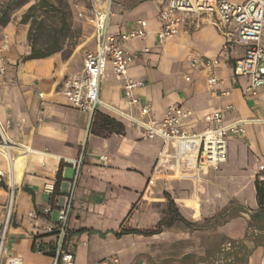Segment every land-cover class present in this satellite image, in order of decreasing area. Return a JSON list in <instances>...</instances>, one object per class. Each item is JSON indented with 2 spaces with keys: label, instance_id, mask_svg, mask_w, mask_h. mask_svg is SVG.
Instances as JSON below:
<instances>
[{
  "label": "crops",
  "instance_id": "1",
  "mask_svg": "<svg viewBox=\"0 0 264 264\" xmlns=\"http://www.w3.org/2000/svg\"><path fill=\"white\" fill-rule=\"evenodd\" d=\"M102 1H110V31L125 29L138 18L146 21L149 30L145 39L128 43L138 53L128 73L144 81L134 91L139 102L126 100L110 62L100 83L104 102L141 119H159L171 104L183 105L192 110L184 121L188 131L204 128V114L224 111L225 122L244 120L245 132L229 136L225 161L198 171L196 141L142 138L139 126L103 106L97 110L111 122L99 115L93 123L60 91L61 81L78 72L85 53L94 49L90 18L84 15L91 31L67 57L56 51L24 58L30 53L28 28L7 21L0 25V45L7 42L0 52V123L9 121L5 133L11 142V162L0 146L4 172L0 230L11 164L14 203L6 241L9 251L22 264L52 263V256L35 245L47 246L54 240L48 228L72 186L67 225L74 264H264V207L258 205L255 190L257 168L264 163V85L256 95H249L245 93L249 78L233 79V62L243 55L244 47L223 50V30L211 16L196 14H187L178 32L159 43L157 12L162 0ZM89 5L90 0H82L81 10ZM191 56L219 57L216 73L221 83L216 91L208 87L205 70L190 64ZM146 102L151 109L143 116L140 108ZM229 105L233 108L227 109ZM161 153L167 155L163 166L156 163ZM102 155L106 159H100ZM78 159L74 178L73 161ZM57 180L58 193H54ZM165 193L191 225L175 221L149 235H116L121 226L155 228L165 216L160 210ZM48 207L50 211L45 210Z\"/></svg>",
  "mask_w": 264,
  "mask_h": 264
},
{
  "label": "built area",
  "instance_id": "2",
  "mask_svg": "<svg viewBox=\"0 0 264 264\" xmlns=\"http://www.w3.org/2000/svg\"><path fill=\"white\" fill-rule=\"evenodd\" d=\"M110 2V1H109ZM102 0H90V5L80 11L90 18L93 24L94 49L88 50L83 58L82 68L60 83V91L68 103L79 110L87 112L90 117L101 106L112 114L126 119L131 125L141 128V137L145 139L161 138L164 141H196L198 150L195 154L196 169L205 170L215 167L226 160L227 143L230 135L243 134L245 121L238 119L225 122L224 111H212L204 114V128L200 131H188L184 121L192 115V110L183 105L171 104L159 119H141L130 112L104 102L100 97V83L106 74L110 62L115 78L122 82L124 97L130 104L139 102L140 98L134 94L137 87L144 84L141 79L129 75L130 64L137 58L138 53L128 48V43L134 39H145L149 33L146 21L138 18L132 24L121 30L110 31L111 10L110 3ZM187 14L207 15L212 17V23L223 30L225 41L222 49L228 51L233 45L244 47L242 56L235 59L232 65L233 79L240 76L249 78L245 93L256 95L264 85V0H244L233 2L230 0H162L157 12L159 28L156 37L159 43L173 37ZM7 47V42L0 45V52ZM0 54V60H2ZM219 57L199 58L191 56L190 64L205 70L207 85L211 90H217L221 78L216 73ZM189 79V77H186ZM41 94V93H40ZM233 108L232 105L227 109ZM151 105L146 102L141 105L143 116L150 112ZM7 120L0 123V146L10 161L8 140L5 127ZM106 159V156H100ZM167 155L161 153L157 158V165L163 166ZM11 162V161H10ZM81 160L73 161L75 166L74 178L77 177ZM10 184L8 185V204L3 216L0 230V264H22L19 256L9 251L7 247V233L11 222L14 203V183L12 181V167L10 164ZM0 170V175H3ZM257 174L264 180V163H260ZM72 189V186H71ZM71 189L64 202L57 208L56 221L48 228L54 240V254L51 264H74L73 243L70 241L68 218L71 212ZM50 211L51 208L45 209ZM39 251L49 250L48 246L35 245ZM117 261L116 258H113Z\"/></svg>",
  "mask_w": 264,
  "mask_h": 264
},
{
  "label": "rangeland",
  "instance_id": "3",
  "mask_svg": "<svg viewBox=\"0 0 264 264\" xmlns=\"http://www.w3.org/2000/svg\"><path fill=\"white\" fill-rule=\"evenodd\" d=\"M82 0H0V18L7 13L8 21L15 20L27 26V39L29 45L36 42V46L46 48L53 38H57L62 44L59 50L63 57L72 54L78 42L84 38L91 28L84 14H80ZM85 2V0H83ZM35 4L29 12L28 19L23 21L24 13ZM44 4V5H42ZM47 4V5H45ZM51 4V5H50ZM85 4V3H84ZM55 8V9H54ZM56 10V11H54ZM33 29H30V26ZM60 32V28H64ZM258 176V174H257ZM166 200L160 207L162 216L166 211Z\"/></svg>",
  "mask_w": 264,
  "mask_h": 264
},
{
  "label": "trees",
  "instance_id": "4",
  "mask_svg": "<svg viewBox=\"0 0 264 264\" xmlns=\"http://www.w3.org/2000/svg\"><path fill=\"white\" fill-rule=\"evenodd\" d=\"M44 5V4H42ZM47 5V4H45ZM51 5V4H50ZM35 7V4L31 5L27 12L24 13V19L23 21H26L28 19L29 12ZM55 9V8H54ZM56 11V10H54ZM8 21L7 13L5 17L0 18V25H4ZM30 29H33V26H30ZM65 27L62 29L60 28V32L64 31ZM32 33L31 31H29ZM30 33L28 34V39H31ZM62 49V44L59 42L58 37L53 38L50 41V44L46 46V48H40L36 46V42H32L30 44V53L24 58H34V57H43L47 56L53 52L59 51ZM102 115L103 118L108 121V123L111 122V119L103 114H101L98 110H96L93 115H92V122L94 123V120L96 119L97 116ZM91 122V123H92ZM58 186H59V181L57 180L54 185V193H58ZM255 190H256V199L257 203L260 207H264V180L260 179L259 176H256L255 178ZM165 198L167 201V207H166V213L165 216L158 222L157 226L153 229H148V230H141L137 228H124L120 227L115 233L117 236H120L125 233H142L145 235H149L152 233L160 232L164 227H168L172 225L175 221H182L187 225H191L192 223L188 222L183 218V216L180 214L178 211L175 202L173 198L168 194L165 193ZM124 222V220H123ZM52 233V232H51ZM70 236V232H69ZM52 242L48 243L47 246L49 247V250H44V253L53 255L54 254V246L51 244ZM41 246H44L40 244Z\"/></svg>",
  "mask_w": 264,
  "mask_h": 264
},
{
  "label": "bare ground",
  "instance_id": "5",
  "mask_svg": "<svg viewBox=\"0 0 264 264\" xmlns=\"http://www.w3.org/2000/svg\"><path fill=\"white\" fill-rule=\"evenodd\" d=\"M12 180H13V176H12Z\"/></svg>",
  "mask_w": 264,
  "mask_h": 264
}]
</instances>
